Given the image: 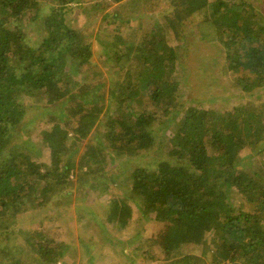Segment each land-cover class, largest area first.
Listing matches in <instances>:
<instances>
[{
	"label": "trees",
	"instance_id": "obj_1",
	"mask_svg": "<svg viewBox=\"0 0 264 264\" xmlns=\"http://www.w3.org/2000/svg\"><path fill=\"white\" fill-rule=\"evenodd\" d=\"M83 1L0 0V220L12 218L0 234L25 229L39 264H68L70 244L47 223L67 224L70 202L53 190L75 184L70 191L79 195L111 193L104 216L86 207L102 227L93 225L96 233L144 234L114 243L128 248L129 262L103 255L106 264H141L140 255L144 264H264V22L255 8L246 0H170L162 22L132 30L128 43L117 35L122 47L106 55L115 61L108 87L90 36L72 18ZM198 12L200 34L225 47L245 99L230 109L183 99L180 30ZM85 74L101 80L87 84ZM32 111L44 114L33 120ZM118 155L128 158L114 173ZM145 221L162 225L144 233Z\"/></svg>",
	"mask_w": 264,
	"mask_h": 264
},
{
	"label": "rangeland",
	"instance_id": "obj_2",
	"mask_svg": "<svg viewBox=\"0 0 264 264\" xmlns=\"http://www.w3.org/2000/svg\"><path fill=\"white\" fill-rule=\"evenodd\" d=\"M100 1L101 0H84L72 13L74 15L72 18L74 21H77L76 24H78L79 28L82 27L81 29L84 34L90 36L94 51L92 61L98 69H102L107 81V86L109 87L116 79L113 76L115 61L106 55L112 50H116L117 45L118 47H122L123 42L119 41L117 35L121 33L123 40H125L124 42L128 43V41H130L129 39L132 37L129 35L132 30L150 29L153 22L156 20L162 22L165 19V14L172 8L170 7V0H124L120 3H116L112 0H105L103 11L99 12L98 7L101 5L99 3H103ZM246 1L248 5L255 8V12L264 22V0ZM114 17H116V20L113 19ZM201 17L202 13L199 12L196 14L194 13L193 16L187 17V19L184 20L186 23L183 26V30H180L183 34H181V40H179L180 47L178 55L179 59L184 60L185 65L188 67L183 83L184 87L181 90L183 92V99L198 101V103L203 104L207 109L213 110L214 107L218 109H230L232 103L244 102L245 99L238 98V94L241 92L234 86L233 74L227 70L225 47L219 40L210 41L206 36L200 34L198 21H201ZM90 71L91 70H88L86 72ZM88 77H90V75ZM84 79H86L85 81L90 85L101 80L100 77L88 79L86 74ZM213 95H215V98L211 101L210 99ZM43 114L44 113L40 114L39 111H32V119L40 120ZM179 119H181V116L172 118L170 125H177ZM47 126L49 127L48 124ZM42 127V123H39L37 126L39 130L42 129ZM155 127L158 130V127ZM166 132L170 134L171 131L167 130ZM166 134H164V138H160L162 141L158 142V145L161 147V150L159 149L158 151L163 158L168 155L166 150ZM43 152L44 156H48V150ZM43 158L45 159V157ZM126 158H128V156L118 155L116 165L111 168V171L117 173L123 170L125 165L124 159ZM251 167H255V169L258 170L257 164H253ZM68 186V188L58 186L53 190V192L61 195L64 203L66 201H68V203L70 202L69 205H71L72 210L70 215H68L67 224L62 217L53 221L50 220L47 223L50 235H61L64 242L66 241L67 244H70L66 254L68 264H106L108 261L103 259V255H107L114 260L113 263L129 262L132 254H127L126 251L128 248L124 250L117 249L114 243H117L118 239L124 238L123 235L130 238L133 236L134 241L138 242L143 233L135 235V230L130 229V227L124 229L122 232L111 229L108 232L110 238H107L102 230L96 233L98 229H92L93 225L98 228L102 227L98 219L86 210V207L90 206V208L96 211V214L104 216V208L112 206L113 199L111 198V193L109 194L108 191L101 192V190L93 189L91 191H83L82 195H79L78 190L70 191L71 187L75 189V184ZM78 201L83 202L81 207H79ZM12 212H14V210L11 208V213ZM79 213L84 216L79 218ZM136 213H138L137 210L135 214ZM0 214H4V212L0 211ZM8 219L6 221L0 220V224L12 223V218ZM88 221L91 222L89 226L85 224ZM145 222V227L148 229L143 231L144 233L149 232L152 234L157 232L162 225L158 221ZM12 226H16V224ZM15 228H18V232L13 233V231H11L9 238L0 234V264H15L14 259L16 258L21 259L23 262L25 260V264H39L37 260L39 255L36 252L37 243L33 241L32 236L28 234L25 229H19V227ZM133 228L139 227L135 225ZM128 243L130 245L131 241L128 240ZM6 249L9 250L10 253L5 252ZM43 257L46 258L45 255ZM146 260V256L140 255L138 262L144 264ZM64 261L65 260L62 258L61 262L57 264H62Z\"/></svg>",
	"mask_w": 264,
	"mask_h": 264
}]
</instances>
